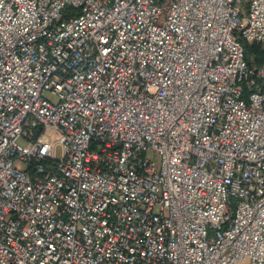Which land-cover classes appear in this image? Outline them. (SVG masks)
Here are the masks:
<instances>
[{
	"label": "built area",
	"instance_id": "1",
	"mask_svg": "<svg viewBox=\"0 0 264 264\" xmlns=\"http://www.w3.org/2000/svg\"><path fill=\"white\" fill-rule=\"evenodd\" d=\"M242 39L264 0H0V264H264Z\"/></svg>",
	"mask_w": 264,
	"mask_h": 264
},
{
	"label": "trees",
	"instance_id": "2",
	"mask_svg": "<svg viewBox=\"0 0 264 264\" xmlns=\"http://www.w3.org/2000/svg\"><path fill=\"white\" fill-rule=\"evenodd\" d=\"M244 58L250 66H264V43L241 40Z\"/></svg>",
	"mask_w": 264,
	"mask_h": 264
},
{
	"label": "rangeland",
	"instance_id": "3",
	"mask_svg": "<svg viewBox=\"0 0 264 264\" xmlns=\"http://www.w3.org/2000/svg\"><path fill=\"white\" fill-rule=\"evenodd\" d=\"M56 155H57V157L60 156V150H59V149L56 150ZM238 264H250V261H249L248 258H245V259H243V260H240V261L238 262Z\"/></svg>",
	"mask_w": 264,
	"mask_h": 264
}]
</instances>
